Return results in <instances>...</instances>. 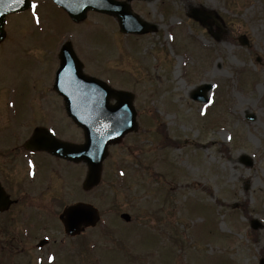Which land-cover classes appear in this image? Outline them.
Returning a JSON list of instances; mask_svg holds the SVG:
<instances>
[{
    "label": "rangeland",
    "instance_id": "rangeland-1",
    "mask_svg": "<svg viewBox=\"0 0 264 264\" xmlns=\"http://www.w3.org/2000/svg\"><path fill=\"white\" fill-rule=\"evenodd\" d=\"M34 3L36 26L23 22V36L19 22L7 29L0 87L50 91L57 23L90 75L134 95L137 130L110 150L87 197L102 225L82 242L55 235V245L27 253L30 264H264V0L131 2L156 26L144 36L123 35L94 13L74 25L54 4ZM205 85L209 102L192 101ZM122 212L130 226L115 221Z\"/></svg>",
    "mask_w": 264,
    "mask_h": 264
},
{
    "label": "flooded vegetation",
    "instance_id": "flooded-vegetation-1",
    "mask_svg": "<svg viewBox=\"0 0 264 264\" xmlns=\"http://www.w3.org/2000/svg\"><path fill=\"white\" fill-rule=\"evenodd\" d=\"M25 21L35 25L39 17L23 13L7 18L6 35L0 48L8 42L10 24L13 27L19 22L18 34L23 36L21 30ZM57 26V23L52 24L51 44L56 39V63L53 74H50V91L39 85L28 95L19 93L17 88L0 87V203L5 207L0 210V264H27V256L19 257L24 249L17 246L26 245L31 240H35L32 245H36L44 235H40L41 231H51L44 226L58 222L60 212L75 204V190L81 191L83 197L86 194L81 190L84 165H75L60 158L55 151H49L50 147L57 146L55 141H30L36 131L53 134L57 139L71 143H75L76 132L81 135L68 117L64 101L58 96L56 78L60 46ZM38 47L44 48L39 44ZM76 167L80 171L76 172ZM79 202H85L84 198ZM36 231L41 239L35 237ZM52 241H55L53 237ZM32 250L27 249L28 252ZM45 262L43 259L40 264Z\"/></svg>",
    "mask_w": 264,
    "mask_h": 264
},
{
    "label": "water",
    "instance_id": "water-1",
    "mask_svg": "<svg viewBox=\"0 0 264 264\" xmlns=\"http://www.w3.org/2000/svg\"><path fill=\"white\" fill-rule=\"evenodd\" d=\"M62 7L73 22L85 19L88 11L114 16L119 23V29L124 34L144 35L154 32L156 27L134 16L127 2L115 0H53ZM29 7L28 0L19 4L16 0H0V40L4 36L3 26L8 14L23 11ZM240 43L247 42L241 38ZM61 68L58 74L57 86L64 97L68 114L83 128L85 144L81 147L69 150L74 161L86 162L89 168L84 188H93L99 182L102 162L107 157L110 145L121 142L123 137L136 130V112L133 108V95L124 91H116L105 83L85 76L81 73V66L77 62L70 45H66L61 51ZM210 86L198 88L191 98L199 102H207L205 96ZM115 104L111 105L110 101ZM71 105V108H70ZM72 107H74L72 109ZM72 109V110H71ZM63 148L60 147L59 150ZM66 158L69 155L64 153ZM246 165L250 162L246 159ZM2 205L0 203V209ZM126 220L127 218L123 216ZM97 213L91 206L79 205L66 210L61 216L66 233L74 236L87 226H94L97 221ZM41 246V245H40Z\"/></svg>",
    "mask_w": 264,
    "mask_h": 264
},
{
    "label": "snow or ice",
    "instance_id": "snow-or-ice-1",
    "mask_svg": "<svg viewBox=\"0 0 264 264\" xmlns=\"http://www.w3.org/2000/svg\"><path fill=\"white\" fill-rule=\"evenodd\" d=\"M16 2L19 3V4H24L25 0H16ZM36 7H37V5H36L35 3H32V4L30 5V8L33 9V10H35ZM2 14H3V13H0V15H2Z\"/></svg>",
    "mask_w": 264,
    "mask_h": 264
},
{
    "label": "trees",
    "instance_id": "trees-1",
    "mask_svg": "<svg viewBox=\"0 0 264 264\" xmlns=\"http://www.w3.org/2000/svg\"><path fill=\"white\" fill-rule=\"evenodd\" d=\"M165 142H167V141H165Z\"/></svg>",
    "mask_w": 264,
    "mask_h": 264
}]
</instances>
